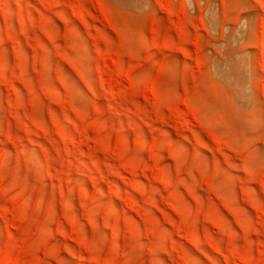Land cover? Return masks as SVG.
<instances>
[{
	"label": "rangeland",
	"instance_id": "1",
	"mask_svg": "<svg viewBox=\"0 0 264 264\" xmlns=\"http://www.w3.org/2000/svg\"><path fill=\"white\" fill-rule=\"evenodd\" d=\"M0 264H264V0H0Z\"/></svg>",
	"mask_w": 264,
	"mask_h": 264
}]
</instances>
